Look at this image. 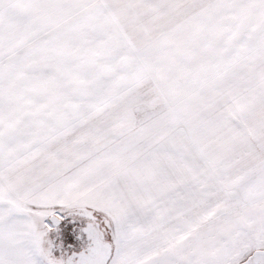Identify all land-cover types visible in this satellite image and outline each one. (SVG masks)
Returning <instances> with one entry per match:
<instances>
[{
  "label": "snow or ice",
  "instance_id": "obj_1",
  "mask_svg": "<svg viewBox=\"0 0 264 264\" xmlns=\"http://www.w3.org/2000/svg\"><path fill=\"white\" fill-rule=\"evenodd\" d=\"M0 264H264V0H0Z\"/></svg>",
  "mask_w": 264,
  "mask_h": 264
}]
</instances>
